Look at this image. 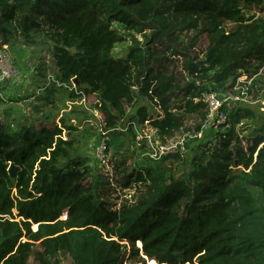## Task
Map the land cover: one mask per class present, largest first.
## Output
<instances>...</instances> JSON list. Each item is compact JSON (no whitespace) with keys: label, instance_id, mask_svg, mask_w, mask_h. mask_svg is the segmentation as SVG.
<instances>
[{"label":"trees","instance_id":"obj_1","mask_svg":"<svg viewBox=\"0 0 264 264\" xmlns=\"http://www.w3.org/2000/svg\"><path fill=\"white\" fill-rule=\"evenodd\" d=\"M115 22L126 35L112 28ZM12 24L25 38L30 30L46 27L63 82L76 80V89L113 112L132 107V90L143 95L151 91L165 108L164 117L154 123L164 134L182 121L181 101L201 97L211 84L233 93L237 81L245 77L247 95L259 92L254 81L264 69L262 0H0L1 45L14 37L8 28ZM133 32L144 46L118 60L113 56L115 44L132 38ZM200 41L207 43L200 54L207 70L198 63L200 55H194ZM177 58L186 62L185 70L173 71ZM210 70H217L214 76L205 75ZM198 81L200 86L195 87ZM143 111H137L141 122ZM117 119L107 115V126H114ZM227 137L204 147L207 160L195 165L190 183L159 187L161 180L149 170L144 175L123 172L116 184L121 192L134 195L122 197L117 206L110 202L108 181L96 192L102 203L94 201L93 187L86 182L89 171L81 163L61 172L43 161L35 168L45 157L37 148L48 150L52 142L32 145L27 138L26 148L15 149L12 139L0 133V263L26 264L34 255L38 264H58L45 259L64 251L70 264H264V145L259 147L264 135L247 154L232 148ZM10 165L20 169L13 180ZM239 182L244 188L237 185V195L227 197L230 184ZM249 188L259 189L261 198ZM233 200L241 210L230 208ZM14 204L25 224L65 218V228L72 230L66 235L69 243L62 244L67 251L52 242L56 239L40 243L42 255L31 254L29 243L22 241L26 234L21 222L10 212ZM236 241L241 242L238 249L226 247Z\"/></svg>","mask_w":264,"mask_h":264},{"label":"rangeland","instance_id":"obj_2","mask_svg":"<svg viewBox=\"0 0 264 264\" xmlns=\"http://www.w3.org/2000/svg\"><path fill=\"white\" fill-rule=\"evenodd\" d=\"M262 3L264 4V0ZM112 25L119 35H126L120 23L115 22ZM227 27L230 29V24H227ZM8 28L14 37H10L6 45H1L2 37L0 39V133L12 139L15 149L26 148L29 141L32 145L39 144L40 140L47 144L52 142L48 150L45 146L37 148V152L45 151V157H40L35 168L38 169L40 162L43 161L50 163V166L52 164L56 172H61L74 163H81L83 168L89 171L86 182L93 187L94 201L99 200L102 203L96 192L105 181L111 185V203L118 206L122 197L130 199L134 192L123 193L116 184L123 172L129 175L142 172L144 175L149 170L161 180L159 187L177 181L190 183V175L195 165L207 160L203 154L205 146L213 145L221 136L228 135L226 139L230 141L231 147L243 149L247 154L248 147L253 146L254 141L264 135V69L254 81L255 89L259 91L256 96L247 95L246 100L238 103H224L216 113L215 119L225 117L226 124L215 127L206 120V116L208 117L211 112L206 103V96L210 95L221 101L226 94L219 85L211 84L208 86L209 92L201 97L181 101L185 104L182 121L164 134L154 126V123L164 117L165 108L159 103L158 98H152L151 91L143 95L138 89L132 90L135 96L132 107L130 104L123 107L121 112H113L93 95L85 94L78 89L72 90V85L76 86L73 84L74 81L63 82L62 73L53 59L54 44L46 35V27L30 30L28 38L21 35L22 29L17 24L8 25ZM131 34L134 40L127 36L115 44L113 56L118 60H124L130 49L144 46L140 35H135L134 32ZM206 46V41H200L195 47L194 55L204 53ZM200 57L201 55L198 57V63L201 69L207 70L205 56ZM185 63L177 58L174 60L173 71L185 70ZM216 71L210 70L205 75L214 76ZM206 76L198 74V78ZM190 79L188 78V81H192ZM241 80L244 81L245 77ZM198 83L199 81L195 82V87H199ZM185 102H189V106ZM141 108L145 110L140 113L145 116L143 122L140 121L137 112ZM107 115L118 117L114 126H107ZM145 122H150L156 128V140L161 144L178 142L177 150L159 155L144 145H136L135 135ZM102 141H105V152H101V148L104 147ZM263 145L264 143L259 147ZM171 156H177L176 160ZM14 168L16 177L20 169L15 166ZM36 170H33V174H36ZM15 177L10 178L13 180ZM29 179L32 185L34 176ZM237 185L241 187L240 190L244 188L240 182L230 184L227 197L237 195ZM249 189L256 198H261L259 189ZM229 204L230 208L241 210L239 202L233 200ZM10 212L16 217L17 222H21L26 234L22 241L29 243L31 246L29 252L36 254V257L44 253L45 249L40 244L42 242L58 239L52 242H56L61 248L62 244L69 243L70 236L66 235L72 230L65 228V218L60 217L51 223L33 225L22 223L25 222L24 217H17V205L14 204ZM80 231H83V228H80ZM96 231L103 235L99 229L96 228ZM111 239L116 241L112 235ZM240 243L236 241L226 244V247L235 250ZM217 247L227 249L225 246ZM63 249L67 251L66 248ZM63 254L66 252L60 251L54 257L45 260L49 263L70 264L71 259ZM135 260L139 261L138 258ZM26 264L38 263L34 255H29ZM146 264L155 263L150 261Z\"/></svg>","mask_w":264,"mask_h":264},{"label":"built area","instance_id":"obj_3","mask_svg":"<svg viewBox=\"0 0 264 264\" xmlns=\"http://www.w3.org/2000/svg\"><path fill=\"white\" fill-rule=\"evenodd\" d=\"M245 81L246 78L244 81H242L240 78L233 89V93H226L225 95H223L221 101H219L217 98L211 97L210 95L206 96V103L208 104L211 110L209 116L208 117L206 116V120L210 122L211 126L219 127L222 124H226L225 117H219L218 120L215 119L216 113L220 111L221 106L224 103H238L247 99L246 84H249V82L245 83ZM198 84L197 86H200ZM72 87H73L72 90H76V87L74 85H72ZM156 138H157L156 128L150 122H145V124L142 125V128L139 129V131L135 135L134 142L138 146L144 145L147 149L159 155H164L169 152H174L175 150H177L179 146L178 142H173V141H170L168 144L163 145L160 142H158ZM104 142L105 141H102L104 147L101 148V152H105ZM105 163L108 164V161L105 160Z\"/></svg>","mask_w":264,"mask_h":264},{"label":"water","instance_id":"obj_4","mask_svg":"<svg viewBox=\"0 0 264 264\" xmlns=\"http://www.w3.org/2000/svg\"><path fill=\"white\" fill-rule=\"evenodd\" d=\"M73 83H74V84H77V81L74 80ZM15 173H16V169L14 168L13 165H11V166L9 167L8 174H9L10 177H15Z\"/></svg>","mask_w":264,"mask_h":264}]
</instances>
